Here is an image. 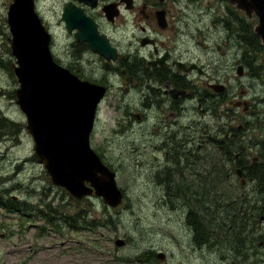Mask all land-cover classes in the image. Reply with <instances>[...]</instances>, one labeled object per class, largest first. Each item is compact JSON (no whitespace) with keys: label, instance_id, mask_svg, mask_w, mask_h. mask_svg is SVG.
Wrapping results in <instances>:
<instances>
[{"label":"rangeland","instance_id":"1","mask_svg":"<svg viewBox=\"0 0 264 264\" xmlns=\"http://www.w3.org/2000/svg\"><path fill=\"white\" fill-rule=\"evenodd\" d=\"M163 1L184 57L204 63L210 75L218 77L224 72L229 85L225 88L227 101L222 105L214 102L212 117L201 116L191 103V111L181 119L179 134L184 140L192 137L187 146L199 149L203 142L200 135L209 125L215 129L226 122L239 132L227 162L230 178L220 184L227 195L217 194L215 185L213 192H207V200L191 195L194 190L204 191L208 171L223 162L217 160L218 155L200 152L196 165H190L188 154L173 160V156L166 157L165 150L147 149L146 144L153 140L147 142L142 124L129 121V107L124 103L129 96L123 87L110 88L91 143L117 171L118 185L125 191L124 203L111 206L99 196L79 199L55 185L35 152L27 116L18 103V63L8 23L13 0H0V119H5L0 121V196L4 199L0 204V264H264V247L259 246L264 242V223H258L264 215V182L253 177L259 167L255 165L264 163V44L255 30L258 17L247 15L227 0ZM65 2L36 0L39 14L53 34L55 57L69 66L71 38L62 18ZM157 4L159 0H134L133 11L112 27L118 40L125 44L134 34L130 41L136 43L142 33L140 24L147 26L139 10L148 13ZM147 31L155 34L152 27ZM239 64L244 65L243 75L237 73ZM98 71L103 73L104 67L99 65ZM110 78L115 85L121 84L118 74ZM195 78L207 80L206 75L196 74ZM197 88L199 93L208 89ZM118 104L122 109L114 108ZM220 109L229 114L221 115ZM239 125H243L240 131ZM238 151L242 159L237 160ZM173 164L179 165L181 173L174 177L179 188H170L176 190V198L169 201L163 197L167 187L161 176L163 169L174 168ZM238 165L247 170L243 212L238 196L243 188L235 173ZM213 178L212 171L208 179ZM7 201L23 204V209L9 211L4 206ZM41 210L55 222L42 218ZM120 240L125 243H116ZM158 252H165L166 258L158 257Z\"/></svg>","mask_w":264,"mask_h":264},{"label":"flooded vegetation","instance_id":"2","mask_svg":"<svg viewBox=\"0 0 264 264\" xmlns=\"http://www.w3.org/2000/svg\"><path fill=\"white\" fill-rule=\"evenodd\" d=\"M159 3L156 8L148 13H144V9L139 10L140 16L147 26L140 24L142 33L138 36L136 43L130 41L135 36L133 34L128 38L129 41L123 44L118 40L117 33L112 30V27L117 26L118 20L126 12L133 11L134 0H131V5H128L126 0H66L62 8V18L65 7L73 4L81 10L84 16L91 19V22L95 24L94 32L106 40L110 50L112 48L115 50L112 52L115 56L109 59L106 58L101 53L93 50L89 41H79L76 34L81 32V28L76 27L73 31H69L68 24L63 19L71 38L68 49L71 58H68L70 64L67 62L69 65L67 67L78 74L80 78L107 87L105 98L97 111V119L103 102L109 97L110 88L123 87L126 95L129 96V100L124 101L129 107L128 118L130 120H128L131 123L142 124L145 136L148 138L147 142L153 140L152 144H146L147 149H152L154 152L165 150L166 157L172 159L171 156H173V160L178 155L188 154L191 157L190 165H196V157L200 152L204 155H218L217 160L223 162L221 166L215 167L212 165L206 175L207 182L203 186L204 191L194 190L191 195L197 196L199 194L203 199H206L209 195L207 192H213V189L218 187L216 193L224 197L227 192L221 190L220 184L230 178L231 169L227 162L230 160V154L232 153V141L237 139L239 132L232 131L226 122H223L221 126L219 125L220 127L216 126L215 129H212L209 125L208 128L204 129V133L200 135L203 142L200 143L199 149L187 146L188 143L193 141L192 137L184 140L180 138L179 134L181 132V119L191 111V103L195 112L200 113L203 117H212L215 112L214 102L222 105L227 101L228 94L225 88L229 85L227 80L224 79L225 73H219L218 77L215 73L210 75L204 63L197 62L195 58L184 57L185 53L173 36L175 27L172 26L169 9L163 5V0H159ZM110 5L115 6L116 14H112V17L107 14ZM145 7L144 5L143 8ZM159 11L163 12L164 25H160L158 22L157 13ZM148 27H152L155 34L147 31ZM217 46L222 50L220 45ZM223 53L224 51H222ZM194 64L199 67H195ZM99 65L104 67L103 73L98 71ZM123 72L128 77L127 82L123 77ZM114 73L118 74L121 79V84L118 86L110 78V75ZM196 74L206 75L207 80H198L195 78ZM197 87H208V89L205 88L201 91L202 93H199ZM215 87H224V89L219 91ZM114 108L122 109V106L118 104ZM220 114H229V112L224 113L222 110ZM196 122L194 120L193 124ZM242 128L243 125L237 127L239 131ZM235 157L237 160L242 159L241 152H236ZM173 166L175 167L171 169H163L161 176L163 179H160L163 183H166L167 189L165 193L163 192V197L168 198V200L176 198V190L171 191L170 188H179V184L174 177L181 173V170L179 165L173 164ZM243 167L238 165L235 169L243 188L242 194L238 195L242 202L239 208L241 212L245 210V187L247 185L245 177L247 170ZM218 169L220 174H217ZM238 169L242 170V177L237 174ZM212 171L215 173V178L221 177L223 179L221 181L215 180V178L208 179ZM242 178L245 179L244 183H242ZM214 185L217 187H214ZM191 187L190 185L188 189ZM216 197L214 198L216 199ZM237 218L240 219L239 216ZM258 223L259 225L264 223V215L259 217ZM259 246L264 247V242H261ZM164 264H167V262H164Z\"/></svg>","mask_w":264,"mask_h":264},{"label":"water","instance_id":"3","mask_svg":"<svg viewBox=\"0 0 264 264\" xmlns=\"http://www.w3.org/2000/svg\"><path fill=\"white\" fill-rule=\"evenodd\" d=\"M227 1L247 15L258 17L255 30L264 44V0ZM126 2L131 5V0ZM35 7V0H13L8 11L11 48L18 63L15 66L20 82L18 103L27 116L35 152L54 184L65 187L77 198L96 194L103 197L105 203L118 206L123 194L118 188L115 172L102 162L90 144L97 107L106 87L80 79L54 60L50 49L51 35ZM107 12L109 17L115 15V6L110 5ZM157 18L159 24L164 25L162 11L157 13ZM63 19L69 31L81 28L76 34L79 41H89L93 50L108 59L115 56L112 54L115 50H110L106 40L94 32L95 24L91 19L73 4L65 7ZM243 72L244 66L240 64L237 73L243 75ZM123 77L127 82L125 72ZM237 174L242 177V170L238 169ZM244 181L242 178V183ZM116 243L123 245L125 241ZM158 257L164 260L165 254L159 252Z\"/></svg>","mask_w":264,"mask_h":264},{"label":"trees","instance_id":"4","mask_svg":"<svg viewBox=\"0 0 264 264\" xmlns=\"http://www.w3.org/2000/svg\"><path fill=\"white\" fill-rule=\"evenodd\" d=\"M254 37L257 39V40H259L258 39V36L255 34L254 35ZM0 121H5V119L4 118H2V119H0ZM254 164H256V162H254ZM261 164V163H260ZM255 166H259L258 168H256L255 169V174H253V177L254 178H259L262 182H264V163L262 164V165H255ZM254 173V172H253ZM3 200L4 199H2V197L0 196V204H2V202H3ZM4 206L9 210V211H13V212H15V211H17L19 208H20V206H23V204H17L15 201L13 202V201H7V204L5 203L4 204ZM17 206H19V207H17ZM21 209H23V208H21ZM42 211V210H41ZM78 215H79V218L81 219V214L80 213H77ZM42 218H44V219H46V220H48L49 222H55L53 219H50L49 218V216L47 215V214H45V213H43V211H42V214H39ZM79 218H78V220H79ZM87 226L88 225H90V224H86ZM90 227H93V226H90Z\"/></svg>","mask_w":264,"mask_h":264}]
</instances>
